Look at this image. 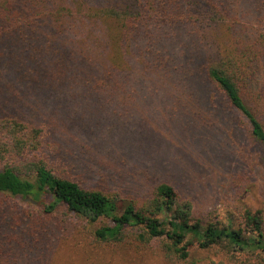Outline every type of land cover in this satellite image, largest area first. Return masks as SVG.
<instances>
[{
    "label": "trees",
    "instance_id": "16d2710c",
    "mask_svg": "<svg viewBox=\"0 0 264 264\" xmlns=\"http://www.w3.org/2000/svg\"><path fill=\"white\" fill-rule=\"evenodd\" d=\"M178 30L190 41L172 56ZM152 79L211 87L264 147V0H0V264H50L55 224L75 219L85 264H188L192 249L264 264L260 210L234 226L165 181L130 202L85 188L50 161L59 118L39 122L23 102L54 98L55 116L85 100L124 112Z\"/></svg>",
    "mask_w": 264,
    "mask_h": 264
},
{
    "label": "rangeland",
    "instance_id": "374dc122",
    "mask_svg": "<svg viewBox=\"0 0 264 264\" xmlns=\"http://www.w3.org/2000/svg\"><path fill=\"white\" fill-rule=\"evenodd\" d=\"M178 31L172 56L182 53V43L190 41L183 30ZM28 95L23 100L27 114L45 123L59 118L52 123L59 151L50 154V161L83 187L118 193L130 202L165 181L208 220L237 226L247 208L260 210L264 218V147L250 138L246 120L200 81L152 79L139 85L124 112L85 100L68 108L69 117L64 107L55 116L54 98ZM18 201L22 206L30 203ZM55 225L60 231L47 251L50 264L70 259L72 264H85L78 257V244L85 236L81 221ZM145 258L159 264L153 255ZM249 261L256 263L249 255L228 261L215 250L192 249L188 264Z\"/></svg>",
    "mask_w": 264,
    "mask_h": 264
}]
</instances>
